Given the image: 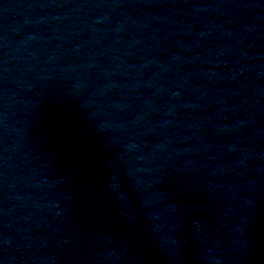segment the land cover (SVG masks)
<instances>
[{"label": "water", "instance_id": "95a60500", "mask_svg": "<svg viewBox=\"0 0 264 264\" xmlns=\"http://www.w3.org/2000/svg\"><path fill=\"white\" fill-rule=\"evenodd\" d=\"M0 264H264V0H0Z\"/></svg>", "mask_w": 264, "mask_h": 264}]
</instances>
